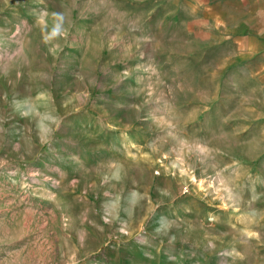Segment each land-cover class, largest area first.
I'll list each match as a JSON object with an SVG mask.
<instances>
[{
  "label": "rangeland",
  "instance_id": "1",
  "mask_svg": "<svg viewBox=\"0 0 264 264\" xmlns=\"http://www.w3.org/2000/svg\"><path fill=\"white\" fill-rule=\"evenodd\" d=\"M263 6L0 0V264H264Z\"/></svg>",
  "mask_w": 264,
  "mask_h": 264
},
{
  "label": "crops",
  "instance_id": "2",
  "mask_svg": "<svg viewBox=\"0 0 264 264\" xmlns=\"http://www.w3.org/2000/svg\"><path fill=\"white\" fill-rule=\"evenodd\" d=\"M257 1L261 2L262 0ZM241 23L246 29L245 39L247 37L250 40L252 35L260 39L264 35V6L259 7L256 11H249L243 16ZM258 43H261V41L258 40ZM262 48L264 49V46Z\"/></svg>",
  "mask_w": 264,
  "mask_h": 264
}]
</instances>
